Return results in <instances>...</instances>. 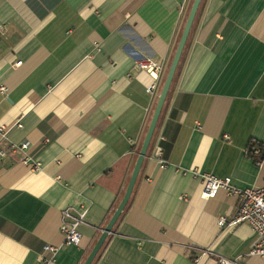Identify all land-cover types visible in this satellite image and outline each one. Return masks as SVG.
Masks as SVG:
<instances>
[{"label": "crops", "instance_id": "1", "mask_svg": "<svg viewBox=\"0 0 264 264\" xmlns=\"http://www.w3.org/2000/svg\"><path fill=\"white\" fill-rule=\"evenodd\" d=\"M192 1L0 0V264H36L45 245L51 264L84 262L122 198ZM143 58L162 66L157 81L134 69ZM251 140L264 144V0H202L131 197L92 264H264L247 256L248 225H216L239 200L202 199L193 175L262 186ZM66 208L87 210L78 246L60 232Z\"/></svg>", "mask_w": 264, "mask_h": 264}, {"label": "built area", "instance_id": "2", "mask_svg": "<svg viewBox=\"0 0 264 264\" xmlns=\"http://www.w3.org/2000/svg\"><path fill=\"white\" fill-rule=\"evenodd\" d=\"M20 62L16 63L19 66ZM134 69L136 71H144L158 80L162 73V66L151 58H143L134 61ZM156 90V83H153L147 92L152 94ZM0 92L4 93L5 89L0 88ZM19 125L17 124L16 127ZM7 129L4 126H0V134L2 137H6ZM28 143L24 142L19 146H13L14 150L26 151ZM254 153L258 154L259 149L255 148ZM4 152L0 150V157L4 156ZM155 163L160 169H165L168 164L163 158L161 149H157L154 156ZM22 165L28 167L31 171H39L41 166L38 162L31 160L27 156L21 160ZM258 162L257 164H259ZM193 175L197 177L202 184L200 197L204 200L214 198L219 192H224L227 196L237 198L239 200V207L235 215L231 219L225 217H219L216 225L219 229L224 227H233L237 224H246L250 227L253 233V240L250 245L247 256L257 257L264 261V184L260 187H247L238 189L231 183V178H219L217 176L200 173L198 171L193 172ZM86 209H73L66 208L61 213L60 232L64 238V244L66 246H78L81 242V234L79 227L86 224ZM44 256H40L36 264H51L54 260L56 248L45 245L43 246ZM206 252H200V256L194 259L197 263L200 257L205 256ZM216 264H237L236 260H229L226 258H217Z\"/></svg>", "mask_w": 264, "mask_h": 264}, {"label": "water", "instance_id": "3", "mask_svg": "<svg viewBox=\"0 0 264 264\" xmlns=\"http://www.w3.org/2000/svg\"><path fill=\"white\" fill-rule=\"evenodd\" d=\"M202 0H193L192 4L190 6L188 15L186 17L185 24L183 26L181 35L179 37L177 46L175 48L174 54L172 56V59L170 61V64L167 68L165 77L163 79L161 88L156 96V104L152 113V116L150 118L146 133L144 135V138L142 140L141 146L139 148V151L137 153L135 162L133 164V169L130 174V177L128 179L127 185L125 187L124 193L122 195V198L116 208L114 209L110 219L106 223V225L100 230V234L95 241L94 245L92 246L90 252L88 253L87 257L85 258L84 262L82 264H92L95 260L97 254L99 253L100 249L102 248L103 244L105 243L108 236L112 234L113 227L124 212V209L131 197L133 188L135 186L136 180L138 178L140 169L142 167L143 161L147 156V152L149 149V146L151 144L156 125L158 123L160 114L162 112L163 106L166 102V99L168 97V93L170 91L172 82L174 80L176 71L178 69L179 63L182 58V54L184 51V48L186 46L191 28L193 26L196 14L198 12L199 6L201 4Z\"/></svg>", "mask_w": 264, "mask_h": 264}, {"label": "trees", "instance_id": "4", "mask_svg": "<svg viewBox=\"0 0 264 264\" xmlns=\"http://www.w3.org/2000/svg\"><path fill=\"white\" fill-rule=\"evenodd\" d=\"M166 74V73H165ZM165 74L162 78V82H163V79L165 77ZM162 82H161V85H162ZM161 88V86H160ZM255 148H258L259 149V153L258 154H255L254 153V149ZM246 155L249 159L252 160V162L254 164H257L258 162H261L264 158V144H261V143H257L256 141H249L248 145H247V148H246Z\"/></svg>", "mask_w": 264, "mask_h": 264}]
</instances>
